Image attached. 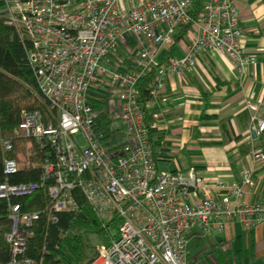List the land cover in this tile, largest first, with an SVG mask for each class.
Instances as JSON below:
<instances>
[{
    "label": "built area",
    "instance_id": "2783aa9c",
    "mask_svg": "<svg viewBox=\"0 0 264 264\" xmlns=\"http://www.w3.org/2000/svg\"><path fill=\"white\" fill-rule=\"evenodd\" d=\"M0 2V16L29 40L35 93L46 105V118L38 110L25 111L19 128L40 148L51 149L39 182L10 183L19 164L4 159L0 199L11 222L4 234L10 248L6 264H40L23 257L40 213L22 211L13 199L31 196L42 186L50 198L43 210L48 222L76 208L75 189L103 227L119 222L118 233L110 231L90 264H189L191 238L220 233L233 217L244 229L264 221V200H242L253 184L251 168L231 184L216 181L219 197L203 192L204 180L194 169L158 171L138 99V80L151 67H157L153 98L164 77L193 69L203 51L226 54L241 72L256 62L242 44L233 0H205L195 18L193 0ZM188 23L195 36L185 55L158 63V47ZM247 109L244 138L252 162L264 164V118L258 104ZM2 144L12 150L11 141Z\"/></svg>",
    "mask_w": 264,
    "mask_h": 264
},
{
    "label": "crops",
    "instance_id": "0c3cea01",
    "mask_svg": "<svg viewBox=\"0 0 264 264\" xmlns=\"http://www.w3.org/2000/svg\"><path fill=\"white\" fill-rule=\"evenodd\" d=\"M238 9L242 44L256 58L241 72L226 54L206 50L196 57L193 69L163 78L159 95L147 103L155 115L154 152L158 171L194 169L204 180L203 192L219 197L216 181L231 184L245 169H252L253 184L242 200H264V164L252 162L244 138L247 105H259L264 118V0H233ZM175 36V37H174ZM195 30L179 27L158 47V63L185 55ZM178 37V38H177ZM177 38V39H176ZM264 148V139L260 142ZM189 264H264V221L244 229L237 217L220 233L191 238Z\"/></svg>",
    "mask_w": 264,
    "mask_h": 264
},
{
    "label": "trees",
    "instance_id": "16d2710c",
    "mask_svg": "<svg viewBox=\"0 0 264 264\" xmlns=\"http://www.w3.org/2000/svg\"><path fill=\"white\" fill-rule=\"evenodd\" d=\"M204 1L193 0L191 14L194 18ZM190 26L189 23L181 24L177 28ZM28 47V38L15 27L7 24L0 16V182L5 177L3 174L5 158H13L21 164L18 170L8 177L10 183L39 182L42 177L41 165L44 159L51 155L50 148H40L34 138L26 136L19 128L23 112L38 110L44 118L47 113L45 103L35 93L36 84L27 58ZM126 68L127 66L123 69ZM156 76L157 67H151L139 78L137 90L139 102L145 112L154 158L157 161L162 155L154 152L159 142L154 139L157 135L155 127L152 126V113L145 106L152 98L151 87ZM5 140L11 141V151L4 149L2 142ZM73 196L76 208L58 213V221L55 223L48 222L43 213L44 208L50 203L45 186L40 187L31 196L13 199L21 203L22 211L40 213L39 219L33 226V236L27 242L24 258L40 261V264L63 262L90 264L96 259L98 255L96 247L85 249L84 229L94 224L96 232L103 235L102 238L106 243L113 226H102L78 189L73 191ZM10 225L6 203L0 199V264H6L10 259V248L4 239V234L10 229Z\"/></svg>",
    "mask_w": 264,
    "mask_h": 264
},
{
    "label": "rangeland",
    "instance_id": "374dc122",
    "mask_svg": "<svg viewBox=\"0 0 264 264\" xmlns=\"http://www.w3.org/2000/svg\"><path fill=\"white\" fill-rule=\"evenodd\" d=\"M157 55V54H156ZM155 60H157V56H155ZM22 159V157H20ZM21 166V164H19V167ZM187 173V172H186ZM92 225V224H91ZM86 227L83 231V238L85 241V249L89 250L93 247H99L101 244L104 243L103 240V235L99 234L96 232V228L95 225L93 224L92 226ZM118 227H119V222L117 221L114 225L113 228H111V233L113 235H115L116 233H118ZM62 264H66V263H62Z\"/></svg>",
    "mask_w": 264,
    "mask_h": 264
}]
</instances>
